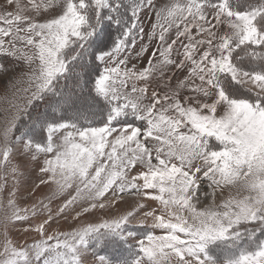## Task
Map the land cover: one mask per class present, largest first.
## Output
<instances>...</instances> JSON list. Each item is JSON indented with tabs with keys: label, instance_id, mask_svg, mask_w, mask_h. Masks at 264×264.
Instances as JSON below:
<instances>
[{
	"label": "snow or ice",
	"instance_id": "obj_1",
	"mask_svg": "<svg viewBox=\"0 0 264 264\" xmlns=\"http://www.w3.org/2000/svg\"><path fill=\"white\" fill-rule=\"evenodd\" d=\"M0 81V264H264V0H0Z\"/></svg>",
	"mask_w": 264,
	"mask_h": 264
},
{
	"label": "rangeland",
	"instance_id": "obj_2",
	"mask_svg": "<svg viewBox=\"0 0 264 264\" xmlns=\"http://www.w3.org/2000/svg\"><path fill=\"white\" fill-rule=\"evenodd\" d=\"M147 29L148 27V24H147V20L145 22V25H144ZM0 95H3V83L2 81H0ZM5 107V105L3 104H0V125L3 124V108ZM15 162V161H13ZM36 179V176H35V173L33 172L32 175H31V179L29 180V186H31V181L32 180H35ZM0 183H2V181H0ZM8 189L11 190V187H12V181L11 179H9L8 181V185H7ZM45 190H39L36 192L35 196H29L28 195V191L22 186L20 188V196L23 197V199L21 200V204L24 205V204H31L33 202V200L41 197L43 195V192ZM8 195V191H4L3 193H0V199H5ZM139 198L137 197H134V196H126L125 197V200L128 202V203H132L133 201L137 200ZM151 204V206L155 207L156 205L152 202H149ZM127 205L126 204H122L121 205V208L123 209L124 207H126ZM203 206V205H201ZM150 210V209H149ZM100 214L97 213V216H99ZM22 227V225L20 226ZM143 230H141L142 232ZM11 236L17 240H19L21 237L19 235V233L16 231V230H13L12 233H11Z\"/></svg>",
	"mask_w": 264,
	"mask_h": 264
}]
</instances>
